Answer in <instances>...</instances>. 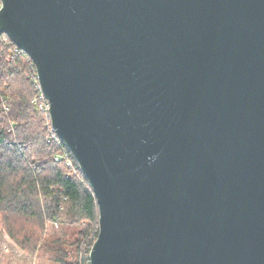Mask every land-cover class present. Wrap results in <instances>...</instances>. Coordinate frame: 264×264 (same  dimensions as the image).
<instances>
[{
	"label": "water",
	"instance_id": "water-1",
	"mask_svg": "<svg viewBox=\"0 0 264 264\" xmlns=\"http://www.w3.org/2000/svg\"><path fill=\"white\" fill-rule=\"evenodd\" d=\"M92 188L90 264H264V0H2Z\"/></svg>",
	"mask_w": 264,
	"mask_h": 264
},
{
	"label": "trees",
	"instance_id": "trees-1",
	"mask_svg": "<svg viewBox=\"0 0 264 264\" xmlns=\"http://www.w3.org/2000/svg\"><path fill=\"white\" fill-rule=\"evenodd\" d=\"M34 70L32 59L0 36V229L33 254L48 222L76 224L72 242L43 239L42 247L57 264H90L99 231L96 200L79 170L66 177L54 160L59 147L46 142L44 115L31 103Z\"/></svg>",
	"mask_w": 264,
	"mask_h": 264
},
{
	"label": "rangeland",
	"instance_id": "rangeland-1",
	"mask_svg": "<svg viewBox=\"0 0 264 264\" xmlns=\"http://www.w3.org/2000/svg\"><path fill=\"white\" fill-rule=\"evenodd\" d=\"M78 229L76 224L48 222L41 241L60 238L69 243L75 239ZM41 241L33 254L24 252L13 244L0 229V264H57L51 260V254L45 252Z\"/></svg>",
	"mask_w": 264,
	"mask_h": 264
},
{
	"label": "built area",
	"instance_id": "built-area-1",
	"mask_svg": "<svg viewBox=\"0 0 264 264\" xmlns=\"http://www.w3.org/2000/svg\"><path fill=\"white\" fill-rule=\"evenodd\" d=\"M2 8H3V3L2 0H0V10H2ZM0 36H2L4 40L9 39L11 41V39L6 33H1ZM15 47L16 50H20L22 53H24L16 45ZM32 81L34 83V87L36 88V95L31 100V103L38 109V111L42 112V114L44 115V127L46 128L47 131L46 142L55 143L59 147V151L54 155V160L56 162H61L64 164V166L67 169L66 177L76 174L78 170L81 173L79 165L77 164L73 156L70 154V152L68 151L62 140L58 137L52 126V121L50 116V103L43 94L36 66L34 73L32 75ZM10 130H12V128H10Z\"/></svg>",
	"mask_w": 264,
	"mask_h": 264
}]
</instances>
